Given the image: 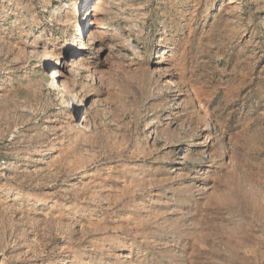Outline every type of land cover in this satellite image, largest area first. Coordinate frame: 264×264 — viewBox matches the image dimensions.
Masks as SVG:
<instances>
[{
  "label": "rangeland",
  "instance_id": "obj_1",
  "mask_svg": "<svg viewBox=\"0 0 264 264\" xmlns=\"http://www.w3.org/2000/svg\"><path fill=\"white\" fill-rule=\"evenodd\" d=\"M0 264H264V0H0Z\"/></svg>",
  "mask_w": 264,
  "mask_h": 264
},
{
  "label": "bare ground",
  "instance_id": "obj_2",
  "mask_svg": "<svg viewBox=\"0 0 264 264\" xmlns=\"http://www.w3.org/2000/svg\"><path fill=\"white\" fill-rule=\"evenodd\" d=\"M66 4H67V2H65V5ZM58 71L59 70H52V72H51V78L54 80L55 84L57 83V80H56L57 76L58 75L61 76V74H62V72L59 71V73H58ZM61 86L65 87L67 89L66 83L64 81L61 83Z\"/></svg>",
  "mask_w": 264,
  "mask_h": 264
}]
</instances>
